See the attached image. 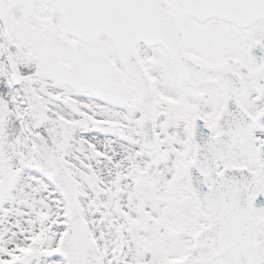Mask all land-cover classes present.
Returning <instances> with one entry per match:
<instances>
[{
    "label": "snow or ice",
    "instance_id": "6c2138e0",
    "mask_svg": "<svg viewBox=\"0 0 264 264\" xmlns=\"http://www.w3.org/2000/svg\"><path fill=\"white\" fill-rule=\"evenodd\" d=\"M0 264H264V0H0Z\"/></svg>",
    "mask_w": 264,
    "mask_h": 264
}]
</instances>
